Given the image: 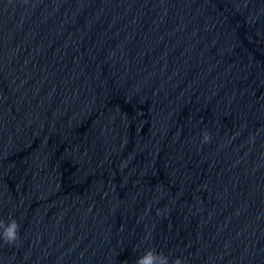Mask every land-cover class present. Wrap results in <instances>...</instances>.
<instances>
[{
  "label": "water",
  "instance_id": "water-1",
  "mask_svg": "<svg viewBox=\"0 0 264 264\" xmlns=\"http://www.w3.org/2000/svg\"><path fill=\"white\" fill-rule=\"evenodd\" d=\"M10 215L0 264H264V0H0Z\"/></svg>",
  "mask_w": 264,
  "mask_h": 264
},
{
  "label": "clouds",
  "instance_id": "clouds-1",
  "mask_svg": "<svg viewBox=\"0 0 264 264\" xmlns=\"http://www.w3.org/2000/svg\"><path fill=\"white\" fill-rule=\"evenodd\" d=\"M211 140V135L207 131L203 133V141L205 143ZM20 224L11 215L7 220L0 219V240L6 245H15L20 239ZM135 264H184L180 257H176L170 261L169 256L163 252H158L155 248H147L140 254Z\"/></svg>",
  "mask_w": 264,
  "mask_h": 264
}]
</instances>
